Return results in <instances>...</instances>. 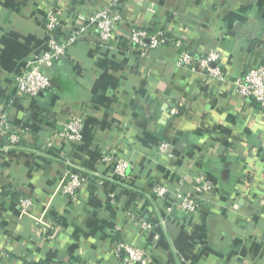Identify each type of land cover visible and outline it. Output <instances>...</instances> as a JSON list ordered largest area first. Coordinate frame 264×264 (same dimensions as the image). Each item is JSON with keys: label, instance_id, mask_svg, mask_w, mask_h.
Instances as JSON below:
<instances>
[{"label": "crops", "instance_id": "0c3cea01", "mask_svg": "<svg viewBox=\"0 0 264 264\" xmlns=\"http://www.w3.org/2000/svg\"><path fill=\"white\" fill-rule=\"evenodd\" d=\"M106 2L0 0V107L21 129L19 146L0 150V264H122L116 240L149 245L151 264H264V107L232 87L264 64V0H121L109 44L90 26L46 70V91L18 94L14 77L45 48L46 12L65 31ZM134 26L164 29L165 43L140 56L128 42ZM209 49L224 82L174 66L179 51ZM70 114L83 117L75 144L56 136ZM162 140L171 159L157 151ZM106 151L130 163L126 179L113 177ZM64 161L88 176L76 202L59 193ZM194 173L212 184L195 213L152 197L154 185ZM23 196L33 199L26 214L15 206Z\"/></svg>", "mask_w": 264, "mask_h": 264}, {"label": "built area", "instance_id": "2783aa9c", "mask_svg": "<svg viewBox=\"0 0 264 264\" xmlns=\"http://www.w3.org/2000/svg\"><path fill=\"white\" fill-rule=\"evenodd\" d=\"M121 0H107V2L96 11L84 18V23L78 27L67 28L62 31L60 18L55 10L49 9L45 14L43 23L45 48L27 58L24 72L14 77V87L18 94L27 98H35L50 87V79L46 72L48 68L55 66L67 53V50L93 26L98 38L104 44H109L113 38L115 27L123 20ZM166 31L157 29L152 31L146 27H131L128 42L139 51L140 56H146L151 50L165 43ZM177 46L181 45L178 39ZM221 55L216 49H209L201 53L179 51L174 61V66L200 73L204 77L224 82L225 76L220 65ZM234 92L244 100H253L264 107V64L252 66L232 82ZM175 113L174 109L172 110ZM83 117L79 114H70L61 127L56 131V136L70 143H78L82 138ZM20 130H13L8 123L7 113L4 107H0V137L6 136L7 143L0 150L19 146ZM158 153L166 159L173 157L172 145L169 141L162 140L157 145ZM104 162L112 163L113 177L119 180L126 179L130 163L122 158L115 157L110 151L102 154ZM66 167L63 171L59 193L63 196L77 201V195L84 190L88 183V176L77 167L64 161ZM102 179L97 184H102ZM189 184V190L183 188V184ZM212 184L207 177L201 173L191 176L185 174L175 186L167 183H159L152 188V197L156 199H170L177 207L185 213H195L199 207L200 198L210 193ZM113 200L114 194L110 193ZM264 204V198H263ZM16 208L23 214L29 213L33 207V199L30 196L20 197L15 202ZM170 211V208H167ZM132 218V215H130ZM138 229L150 232L154 225L150 220L135 218ZM153 240L156 242L158 236L155 234ZM113 257L122 264H151L152 254L149 245L130 243L116 240L111 246ZM7 254L0 250V261Z\"/></svg>", "mask_w": 264, "mask_h": 264}, {"label": "trees", "instance_id": "16d2710c", "mask_svg": "<svg viewBox=\"0 0 264 264\" xmlns=\"http://www.w3.org/2000/svg\"><path fill=\"white\" fill-rule=\"evenodd\" d=\"M7 143V138L6 136L0 137V149Z\"/></svg>", "mask_w": 264, "mask_h": 264}]
</instances>
